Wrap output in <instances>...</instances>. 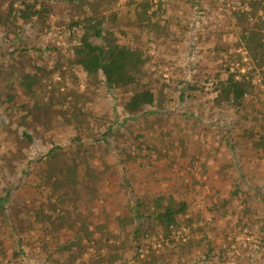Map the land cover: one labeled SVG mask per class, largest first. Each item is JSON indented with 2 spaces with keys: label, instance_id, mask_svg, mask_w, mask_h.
Instances as JSON below:
<instances>
[{
  "label": "rangeland",
  "instance_id": "obj_1",
  "mask_svg": "<svg viewBox=\"0 0 264 264\" xmlns=\"http://www.w3.org/2000/svg\"><path fill=\"white\" fill-rule=\"evenodd\" d=\"M10 1L13 0H0V13L7 9ZM86 1L88 4L83 6L84 12L110 13V16L125 15L126 9L131 6L128 4L129 0H116L113 4L105 2L107 0ZM150 1L152 10H155L159 0ZM166 1L165 12L155 17L165 26L164 32L155 35L152 29L134 26L129 20L124 25L129 32L128 37L117 33L119 38L131 39L134 45L143 47L151 55L145 83L154 85L155 81L157 89L165 85L161 88L167 99L164 108L147 106L135 117H130L123 108L127 96L125 92L109 91L100 82L94 83L86 73L68 64L71 48L80 34L77 31L72 35L68 26L72 17L77 18L82 14L79 8V12L73 9L70 0H51L48 25L43 20L39 23L31 20L23 26L16 22L8 25L16 29L8 27L3 30L0 27V48L5 53V57H0V64L3 66L0 68V86L5 89L1 90L8 91L5 85L10 82L7 79L10 78L7 77L9 64L17 69V64L21 62L24 66L23 73L34 72L36 65H42L45 71L37 73L40 79L42 77L44 85L41 90L35 87L36 96L44 95L47 103L40 108L42 122H36L34 131L21 127L20 117L13 112L7 115L5 104H0V196L10 187L12 174L19 175L22 170L26 173L21 179L24 181L20 180L21 177L18 179L13 193L27 200L25 203H29L30 196L36 198L37 204L45 201L50 194L52 181L55 180L48 179L51 171L58 167L59 162L62 167H72L76 162L77 167L72 169L74 174H69V177L73 183H78L77 191L76 188H65L64 191H67L66 196L77 203L79 212L74 214L77 216V223H89L88 226L93 230L95 224L108 219L113 234L108 242L115 245L130 232L121 230L125 225L123 220L129 215L127 208L130 203L125 201L124 196L130 191L128 187L135 192L132 197L136 200L142 195L150 197L166 192V188L171 186L169 191L175 198L187 203L185 222L178 226L186 229V241L202 239L206 235L214 246L211 260L204 257L205 246H187L188 249L181 251L182 262L178 264H264V220L261 221L264 204L259 200L264 196L263 188L258 196L251 191L253 198L248 199L244 197L243 190L237 187L236 169H233L228 180L224 177L226 173H221L218 177L206 175L207 166L204 164V157L210 151L222 152L221 141L225 139L223 134H227V129H232V124L239 119L236 118L238 116H231L229 121L224 110L214 115L210 106L211 99L217 93L214 90L215 82L218 78L225 79L227 76L223 67L229 64L231 69L240 67L241 72L247 69L248 59L239 40L241 29L233 15V11L243 6L242 2L200 0L201 10L195 13L193 8L197 4L191 8L187 5V0ZM18 4L15 1L13 5L16 7ZM14 30L18 31V38H14ZM23 47L29 49L28 55L35 60L36 65L27 62V57L22 58L18 53L11 52L14 48ZM37 49L40 50L36 51ZM224 50L228 53L225 54ZM237 53L242 56V60L236 58ZM228 56L230 60L227 59ZM61 71H64L63 75ZM151 72L157 74L152 75ZM252 75L264 92L258 71ZM187 82L198 88L192 90L186 86ZM181 87H185L183 99H179ZM19 88L18 81H14L13 88L9 91L19 93ZM255 93L258 91L254 89L251 95H247L244 104L251 118L249 123L258 127L262 125L264 100ZM36 98H32L31 103ZM28 99L30 97L26 100ZM225 118H228V125L221 132L216 129L219 127L217 122L219 119L224 121ZM241 124L244 121L238 122L242 128ZM108 126L112 132L106 136ZM241 128L235 130V134L228 136L227 140L231 149L237 152L244 148L249 157L255 149L249 138L246 140L245 136L241 137L245 132ZM23 130L32 134V143L21 139ZM248 140L252 144H248ZM234 142L236 143L232 144ZM53 144L60 152L58 155H49V159L45 160ZM216 145L217 150L214 149ZM55 157L59 159L58 163ZM60 180L69 184L72 182ZM35 182V186L40 182L43 186H31ZM229 182L232 188L228 186ZM122 183H126V189L121 187ZM89 185L96 186V196L100 201H95ZM217 186L215 190L214 187ZM255 199L256 205H253L252 200ZM241 200H248L252 205L245 206ZM52 201L56 203V198L53 197ZM11 202L12 204L6 203V212L10 214L9 223L0 211V264H69L66 262L71 258L68 255H58L57 260L44 259L31 252L25 242L22 247L28 254L26 259H21L19 254H12L13 249H18L16 240L20 236L24 238L14 226L21 223L27 229L25 232L37 237L42 234L44 226L47 228L48 223L37 221L33 212L23 213L17 207L15 198ZM249 206L253 209L250 210ZM70 222V218L65 221L67 225ZM148 225L144 224L145 227ZM154 229L156 230L150 237L142 239L143 243L155 247L156 253L160 251L167 254L169 248L159 247L161 241L154 237L160 229ZM46 238L51 240L50 236ZM60 243L61 241L55 242L56 245ZM167 243L173 249L172 244ZM76 249L77 247H73V251ZM255 249L254 254L252 251ZM130 255L128 248L102 246L99 256L89 246L83 260L78 257L73 264H119L118 261L130 258ZM171 259L170 263L173 264L174 257Z\"/></svg>",
  "mask_w": 264,
  "mask_h": 264
},
{
  "label": "trees",
  "instance_id": "obj_2",
  "mask_svg": "<svg viewBox=\"0 0 264 264\" xmlns=\"http://www.w3.org/2000/svg\"><path fill=\"white\" fill-rule=\"evenodd\" d=\"M15 1L19 3L16 7L13 5ZM115 1L116 0H107L105 2L113 4ZM50 2L51 0L10 1L7 9L5 8V11L0 13V27L3 30L8 27L16 29L8 25H13L16 22L19 25L21 24L20 26H23L31 20H35L38 23L40 20H43L45 21V25H48L47 21L51 11ZM70 2L73 9L79 8L82 14L77 18L72 17L68 26L72 35L80 31L77 41L71 48L68 64L86 73L88 78L94 83L100 82L109 91L122 90L125 92L127 96L124 99L123 108L130 117H135L147 106L163 109L164 102L167 99L166 94L164 95V90L161 88L165 85L157 89L158 85L155 81L154 85L145 83L146 70L149 69L151 55H149L143 47L134 45L131 39L119 38L117 33H121L125 38L128 37L129 32L124 25H126L125 23L129 20L134 23V26L136 25L140 28L149 30L152 29L155 35L164 32L165 26L161 25L155 17L157 14L165 12L167 1L159 0L157 8L152 10V3L150 0H129L128 4L131 6L126 9L125 15L122 16H110V13L103 14L97 13L96 11L84 12L83 6L88 4L86 0H70ZM241 2L243 6L233 11V15L237 18V26L241 29L239 40L240 43H242L248 59L247 69L241 72L240 67L231 69L229 64L223 67L227 76L225 79L218 78L215 82L214 90L217 93L211 99L212 104L210 109L211 113L214 115L220 114V112L224 110L227 112L228 118L231 116H238L236 118H239L238 121L235 120L236 123L232 124L233 128L230 130L227 129V134H223L225 139L221 141V145L224 144L227 148L232 147L227 138L230 135L233 136L235 130L241 128L238 122L242 123V121H244V124H241V131L245 132L241 137L245 136L246 140L249 138L256 146L264 147V111L261 113L262 125L255 127V124L249 123L251 118L244 104L246 96L251 95L254 89L258 91V93H255L256 96H262L264 100V92L261 91V85L255 82V77L252 75L253 72L258 71L261 77L260 83L264 85V0H241ZM195 4H197V7L193 8V10L197 13L198 10H201L200 0H187V5H190L191 8L194 7ZM96 8H98V6ZM79 10L77 12H79ZM13 34L15 35L14 38L19 37L17 30H14ZM39 50L40 49H37L36 51ZM227 50L223 52L227 54ZM11 52L18 53L22 58L27 57V62L35 64V60L28 55V48H14ZM0 57H5L4 50L1 48ZM236 58L242 60V56L239 53H237ZM227 59H229V56ZM244 65H246V63H244ZM41 66L42 65H36V71L34 72L25 71V73H23L24 66L21 62L17 64V69L14 68L12 64H9L7 77L10 76V78H5L10 82L5 85V88L7 87L9 91L13 88L14 81H18L21 92H3L1 89L4 88L0 86V104H5L7 115L11 112L18 115L20 117L19 123L21 127L32 131L36 128V126H34L36 122H42L40 119L41 112L39 113V111L43 105L47 104L44 95L36 96L35 87L41 90L44 85V83L42 84L41 82L42 77L40 79L37 73V71H45ZM0 68H3L1 64ZM1 69L0 72L2 71ZM60 73L63 75L64 71ZM151 74L157 73L151 72ZM159 78L162 77L159 76ZM182 83L184 82H181V84ZM186 86H189L192 90L198 88L196 85L189 82L186 83ZM184 88L185 87H181L179 99L184 98ZM28 97H30V100H26ZM34 97L38 98L34 100V103H31V99ZM64 99L66 101L67 97L65 96ZM50 105H52V103ZM262 106L264 108V105ZM228 118H225L224 121L219 119L220 121L217 122L219 127H216V129L221 132L226 129ZM229 121H231L230 118ZM111 132V127L108 126L105 135L107 136ZM137 137H140V135H137ZM21 139L25 140L27 143L33 142L32 134L24 130L22 131ZM235 143L236 142L232 144ZM146 148H148V146H146ZM141 150H143L142 147ZM59 152L60 149L53 144L45 156V160L49 159V155H58ZM56 158L57 157H55V159ZM58 161L59 159L57 158V163ZM58 164L60 165V162ZM59 165L51 171L48 177L49 181L51 178H55V180L52 181L53 184H51L50 187V194L47 195L45 201L42 200L37 204L36 198L30 196L28 198L29 203H25L27 200L13 193L12 190L16 188L17 181H19L18 179L21 177V180L25 177L26 173L22 170L19 171V175L12 174L13 178L10 182V187L3 191V196H0V211L3 216L6 217L7 223H9L8 218L10 214L6 212V203L9 202L12 204L11 201L13 198L17 200V207L22 209L23 213L30 214V212H33L37 221L45 224L48 223L47 228L46 226L42 228V234L40 236L37 235L38 238L30 236L28 231H26V233L24 231L27 230L25 225L19 223L17 226H14V229L20 231L19 233L23 234L24 238L20 236V239L16 240L18 249H13L12 254H19L21 259H26L28 254L22 247L23 242H25L29 245V248H31V252L37 253L38 256L44 259L57 260L58 255H68L71 258L66 262L73 264L78 257H82L83 260V255L87 252L89 246L93 247L95 254L99 256H101L102 246H114L117 247V249L128 248L131 252V257H125L122 262L118 261L119 264H171V257H174V263L178 264L182 262V257L180 255L181 251L188 249L191 245H195L197 247L205 246L206 250L204 252V257L208 260L212 259L214 246L212 242L206 238V235L202 239L193 238L188 241H186L187 238L185 235L183 237L184 239L182 237L176 238L173 236L172 232L175 229H180L181 227L178 226L185 222L184 216L187 211V203L183 199L178 200L175 198L172 192L169 191L171 186L166 188V192L157 193L150 197L142 195L141 197H137L136 200H133L132 197L135 192L133 189L131 191V187H128L130 191L123 194L125 196V201L128 200L130 203L129 208H127L129 215L123 220L125 225L121 230H130V232L129 235L126 234V237L120 238L117 244L113 243L115 245L108 242V239L113 235L107 222L108 219H104L102 223L95 224L93 230L88 226L89 223L84 224L83 221H80V225H78L77 216L74 215L79 212L76 207L77 203L74 199L66 196L67 191H64L66 190L65 188L71 190V188L73 189L78 186V183H73L74 181L69 177V174H74L73 170L77 167V163L75 162L72 167L68 165L62 167ZM259 178L263 180L262 184H264V178ZM60 179L72 182L69 184V182L65 183ZM21 181L23 182L24 180ZM243 181L244 179H242V182ZM40 183H38L37 186L34 185L36 182L30 184L33 187L40 188V186H43V184ZM121 187L126 189V183L125 185L122 183ZM89 188V191H93L95 201H100L98 200L99 197L96 196V186L89 185ZM61 190L63 192H61ZM252 190L253 187L243 190L242 193L244 197H248V199L253 198L250 194ZM235 191L239 193L238 189ZM254 192L257 193L258 196L259 191ZM53 197L56 198V203H53ZM259 200L264 204V196L259 198ZM256 201L257 199L252 200V204L256 205ZM242 202H244L243 204L245 206L247 204L252 205L249 204L248 200ZM68 207H71V209ZM248 208H250V210L253 209L252 206ZM71 216H73V218H71ZM69 218L71 219V224L67 225L65 221ZM262 220H264V207L263 216L261 217V221ZM145 223L149 225L145 227ZM154 227L160 229V232H155L156 234L154 237L161 241V247L169 248L167 254H162L160 251L156 253L155 247L148 245V243H143L142 239L148 238V236L150 237L153 231L156 230ZM47 236H50V241L47 240ZM84 239L85 241H83ZM54 241H61V243L60 245H56ZM167 242L172 244L173 249H171ZM33 244L34 246H32ZM99 245L101 247H99ZM73 247H77V249L73 251ZM174 247L176 248L174 249ZM35 248H38V251H35ZM255 251L256 249L252 252L255 254ZM73 255L75 256L72 257ZM193 262H195V260H193ZM189 263L191 262L189 261Z\"/></svg>",
  "mask_w": 264,
  "mask_h": 264
},
{
  "label": "crops",
  "instance_id": "obj_3",
  "mask_svg": "<svg viewBox=\"0 0 264 264\" xmlns=\"http://www.w3.org/2000/svg\"><path fill=\"white\" fill-rule=\"evenodd\" d=\"M247 142L248 144L253 143V142L252 143L249 142V140ZM221 146H222L221 148L222 152L217 151L216 153L213 150L210 151L209 154H207L204 157V161H205L204 164L205 166H207L205 171L206 175L209 176L215 175L216 177H218L219 174L222 173L223 175L224 173H226L224 177L229 180L228 177H230V175L232 174L233 169H236L238 173V175H236L238 177L237 187L240 190H247L248 188L253 187V190L256 192L260 191V189L262 188H263L262 191H264V184H262L263 180L259 178V177L264 178V154H263L264 148L261 146H256L253 143V149L255 150L252 151V153H250L251 155H249L248 157L245 153L244 148L238 149V151L235 152L233 149H231V147L227 148L224 144H222ZM214 149L216 150L218 149L217 145L215 146ZM248 160L252 162H249ZM242 179H244L243 182ZM213 183L216 184V182ZM231 185L232 184L229 182L228 186ZM232 187L233 186H231V188ZM214 188L216 190L218 186ZM253 190L252 192L254 193Z\"/></svg>",
  "mask_w": 264,
  "mask_h": 264
},
{
  "label": "built area",
  "instance_id": "obj_4",
  "mask_svg": "<svg viewBox=\"0 0 264 264\" xmlns=\"http://www.w3.org/2000/svg\"><path fill=\"white\" fill-rule=\"evenodd\" d=\"M186 229L184 228H180V229H175L172 234L174 237L178 238V237H184V234L186 233L185 231ZM184 239V238H183ZM158 246L160 247V245L158 244Z\"/></svg>",
  "mask_w": 264,
  "mask_h": 264
}]
</instances>
